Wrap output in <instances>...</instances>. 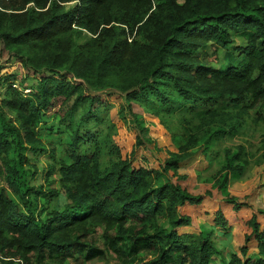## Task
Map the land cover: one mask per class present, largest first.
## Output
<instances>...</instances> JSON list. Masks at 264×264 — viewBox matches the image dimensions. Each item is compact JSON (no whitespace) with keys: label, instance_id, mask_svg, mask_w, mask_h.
<instances>
[{"label":"trees","instance_id":"1","mask_svg":"<svg viewBox=\"0 0 264 264\" xmlns=\"http://www.w3.org/2000/svg\"><path fill=\"white\" fill-rule=\"evenodd\" d=\"M69 3L75 6L65 9ZM83 31L90 36L80 43ZM14 62L20 84L35 81L27 94L6 71ZM91 90L123 99L116 119L113 105ZM2 91L1 255L31 256L25 264H85L107 253L119 264H213L223 215L185 231L192 218L184 209L202 196L161 179L207 159L204 170L216 166L207 182L224 203L247 205L228 193L244 170V151L225 147L220 156L214 146L238 133L250 111L264 117V0H0ZM133 106L157 118L175 148L156 169L137 158L146 148L140 123L127 155L116 140L126 113L138 121ZM47 113L55 123L45 129ZM42 151L52 159L46 182L56 174L58 188L30 185L36 169L26 153ZM248 225L256 253L241 246L222 264H264L255 213Z\"/></svg>","mask_w":264,"mask_h":264},{"label":"rangeland","instance_id":"2","mask_svg":"<svg viewBox=\"0 0 264 264\" xmlns=\"http://www.w3.org/2000/svg\"><path fill=\"white\" fill-rule=\"evenodd\" d=\"M32 3L28 4L26 8L31 7ZM75 6V3H69L65 5V9H71ZM84 36L81 38L80 43L84 42L86 37H89L86 31H83ZM2 58H8L6 53L2 54ZM210 62V65L218 66L219 60L215 57H206ZM6 71L11 74H16L17 80L13 82V86H17L18 89L24 88L23 93L27 94L31 86L35 84V81L29 79L25 83L20 84V80L23 79L22 68L16 63H11L6 67ZM22 77V78H21ZM31 85V86H30ZM29 88V89H28ZM5 89V86L2 87ZM1 89V90H2ZM92 94H97L102 99L110 102L113 105V109L110 112L112 119H116L118 112L124 108L123 99L112 92H96L91 90ZM5 94L0 92V97L5 98ZM133 112L139 118L132 119L128 113H126L128 122L125 123L123 128H118V134L116 140L122 146L124 155L129 152L128 146H130L134 140L137 124L140 123L141 127L145 128L142 135V139L145 142V149L141 154L137 155V158L143 159V164L148 168L156 169L157 166L165 159L168 158V152H174L175 148L170 140L169 133L162 126L157 118H152L145 114L140 108L133 106ZM52 115L47 113L44 115V122L40 124V127L48 129L55 123ZM174 121H178V117L173 118ZM166 121H169L166 120ZM46 136V133L43 132ZM43 139V138H42ZM47 148L46 146H44ZM228 147L231 149V153H235L238 147L244 151L246 164L242 173L234 178H231L228 183V193L238 199L245 202L247 205L241 209L234 210L230 205L224 203L218 190L212 187V184L207 182L208 177L213 173L216 166H212L209 170H204L207 167V159L200 161L199 157L191 159L187 164H184L177 173L169 172L168 175H164L161 179L165 183H174L180 185L186 189L193 196H202V201L197 205H187L184 209V213L188 214L192 218V225L185 228V231L198 232L200 226H212L213 218L216 212H220L223 215L226 223L224 229H218L213 233V239L219 249L220 254H215L213 258V264H222V260L229 261L232 253L240 256L238 248L246 246L248 254L256 253L255 243L251 239L246 241V237L250 235V227L248 221L253 213L257 215V220L260 223V229L264 231V215H259L256 212L258 210L264 211V117L256 112H249L248 117H244L242 128L238 133L234 135L226 136L224 140L217 142L214 146L216 154L222 156L223 148ZM151 152L154 157L148 155V151ZM30 162L34 165L36 172L33 177L29 178L30 185L43 189L58 188V178L56 174L48 177V180L53 182L48 185L46 182V174L48 167L52 162L51 156L48 152H38L37 156H34L32 152L26 153ZM212 156V155H211ZM218 162L222 163V158L218 157ZM219 166V164H217ZM173 174V175H172ZM6 187L3 177L0 176V188ZM209 192V194H206ZM55 202V201H52ZM94 238L100 244L102 230L97 227L95 230ZM102 245V243H101ZM13 250L7 252L8 257L0 254V264L8 260H13L14 263L25 264L27 262L33 263V258L27 256L26 259H18V257L11 258L9 255ZM79 252V250H78ZM77 252V253H78ZM106 259V260H105ZM25 262V263H24ZM51 264V263H43ZM85 264H119L114 258H111L107 253V256L102 259H92L86 261Z\"/></svg>","mask_w":264,"mask_h":264}]
</instances>
